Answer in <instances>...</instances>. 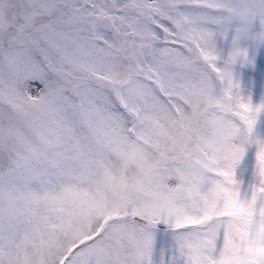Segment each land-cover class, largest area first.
<instances>
[{
    "label": "snow or ice",
    "instance_id": "1",
    "mask_svg": "<svg viewBox=\"0 0 264 264\" xmlns=\"http://www.w3.org/2000/svg\"><path fill=\"white\" fill-rule=\"evenodd\" d=\"M0 264H264V0H0Z\"/></svg>",
    "mask_w": 264,
    "mask_h": 264
}]
</instances>
